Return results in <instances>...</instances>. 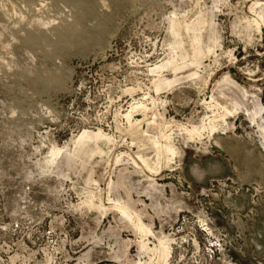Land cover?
Listing matches in <instances>:
<instances>
[{
    "label": "rangeland",
    "instance_id": "rangeland-1",
    "mask_svg": "<svg viewBox=\"0 0 264 264\" xmlns=\"http://www.w3.org/2000/svg\"><path fill=\"white\" fill-rule=\"evenodd\" d=\"M0 264H264V0H0Z\"/></svg>",
    "mask_w": 264,
    "mask_h": 264
}]
</instances>
